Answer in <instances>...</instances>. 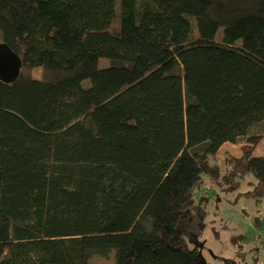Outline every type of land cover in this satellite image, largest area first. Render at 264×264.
Wrapping results in <instances>:
<instances>
[{
  "label": "trees",
  "instance_id": "trees-1",
  "mask_svg": "<svg viewBox=\"0 0 264 264\" xmlns=\"http://www.w3.org/2000/svg\"><path fill=\"white\" fill-rule=\"evenodd\" d=\"M0 42V264H205L206 195L264 201V0H0Z\"/></svg>",
  "mask_w": 264,
  "mask_h": 264
},
{
  "label": "rangeland",
  "instance_id": "rangeland-1",
  "mask_svg": "<svg viewBox=\"0 0 264 264\" xmlns=\"http://www.w3.org/2000/svg\"><path fill=\"white\" fill-rule=\"evenodd\" d=\"M106 63L102 59L101 68ZM26 75L30 76V72ZM31 75L40 77L37 71ZM234 148L232 143L223 144L219 160L226 151L237 154ZM254 153L264 156V139ZM203 194L208 193L202 191L200 195ZM236 195L235 191L206 195L209 215L202 236L200 263L203 260L205 264H264V201L257 202L246 196L235 200ZM90 264H116L115 252L108 256L95 255Z\"/></svg>",
  "mask_w": 264,
  "mask_h": 264
},
{
  "label": "water",
  "instance_id": "water-1",
  "mask_svg": "<svg viewBox=\"0 0 264 264\" xmlns=\"http://www.w3.org/2000/svg\"><path fill=\"white\" fill-rule=\"evenodd\" d=\"M23 62L6 42H0V82L13 84L16 82L22 70Z\"/></svg>",
  "mask_w": 264,
  "mask_h": 264
},
{
  "label": "crops",
  "instance_id": "crops-1",
  "mask_svg": "<svg viewBox=\"0 0 264 264\" xmlns=\"http://www.w3.org/2000/svg\"><path fill=\"white\" fill-rule=\"evenodd\" d=\"M233 151H234V152H237V151H238V153L235 154V153H231V152H229V151H226V152H229V153H231V154H233V155H235V156H239V155L241 154L240 146H235V148L233 149ZM226 152H225V153H226Z\"/></svg>",
  "mask_w": 264,
  "mask_h": 264
}]
</instances>
